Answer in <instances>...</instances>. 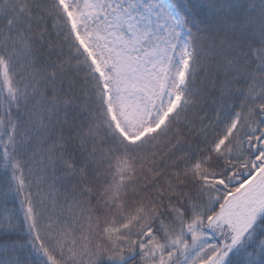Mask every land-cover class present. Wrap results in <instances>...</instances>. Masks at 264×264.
<instances>
[{
	"label": "snow or ice",
	"instance_id": "6c2138e0",
	"mask_svg": "<svg viewBox=\"0 0 264 264\" xmlns=\"http://www.w3.org/2000/svg\"><path fill=\"white\" fill-rule=\"evenodd\" d=\"M0 264H264V0H0Z\"/></svg>",
	"mask_w": 264,
	"mask_h": 264
}]
</instances>
